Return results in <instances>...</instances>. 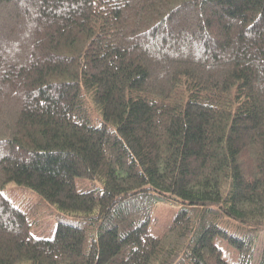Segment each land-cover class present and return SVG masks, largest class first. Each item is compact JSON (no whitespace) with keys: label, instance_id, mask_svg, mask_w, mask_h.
Here are the masks:
<instances>
[{"label":"trees","instance_id":"1","mask_svg":"<svg viewBox=\"0 0 264 264\" xmlns=\"http://www.w3.org/2000/svg\"><path fill=\"white\" fill-rule=\"evenodd\" d=\"M0 264H264V0H0Z\"/></svg>","mask_w":264,"mask_h":264},{"label":"rangeland","instance_id":"2","mask_svg":"<svg viewBox=\"0 0 264 264\" xmlns=\"http://www.w3.org/2000/svg\"><path fill=\"white\" fill-rule=\"evenodd\" d=\"M76 184L78 188L81 187H89L90 181L87 179H80L76 178ZM17 185L13 182H10L7 187L4 189V192L7 195H10L11 193L13 196L18 194L24 193V191L21 188H17ZM29 194V195H28ZM27 199L28 197L35 196L33 193H25ZM24 199V200H25ZM180 203L178 202H168V201H161L159 204V207L156 210H153L150 214V217L155 216V222H150L151 226L154 228L156 232H160L163 226L172 218L174 213L179 209ZM44 227L40 230V233L43 236L51 237L54 234L55 230V222H52L47 217L44 219ZM262 237L263 234L260 235L259 241H258V247H261L262 244ZM215 242L218 244V246L221 248L222 257L227 260L228 262L234 263L236 258V250L235 247L232 246L225 238L217 236L215 238Z\"/></svg>","mask_w":264,"mask_h":264}]
</instances>
